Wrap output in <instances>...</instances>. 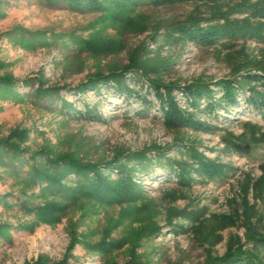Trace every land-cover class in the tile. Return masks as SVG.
Here are the masks:
<instances>
[{
    "label": "rangeland",
    "instance_id": "1",
    "mask_svg": "<svg viewBox=\"0 0 264 264\" xmlns=\"http://www.w3.org/2000/svg\"><path fill=\"white\" fill-rule=\"evenodd\" d=\"M192 18L202 26L227 18L256 27L264 25V0L130 1L104 12L0 0V81L12 79L0 85V264H205L235 248L253 250L264 264V249L250 240L254 232L264 234V105L250 101V85L239 91L238 104L217 102L221 81L237 85L247 73L262 75L256 65L264 61V30L213 46L173 35V24ZM77 41L88 46L78 48ZM132 61L145 71H125L124 82L150 104L120 92L113 79L97 90L76 91L91 75ZM152 80L176 85L179 107L208 130L168 129ZM192 83L213 91L198 108L185 92ZM251 86L262 90L257 81ZM41 88L58 91L50 104L37 95ZM210 102L214 109L206 108ZM88 109L94 112L87 115ZM225 139L243 146L236 150ZM143 150L145 159L127 160ZM195 154L224 166L225 175L200 176ZM47 157L83 163L117 158L142 194L120 205L44 193L31 163ZM168 163L177 172L191 165V173L181 182L161 167ZM117 177L113 169L111 179Z\"/></svg>",
    "mask_w": 264,
    "mask_h": 264
},
{
    "label": "trees",
    "instance_id": "2",
    "mask_svg": "<svg viewBox=\"0 0 264 264\" xmlns=\"http://www.w3.org/2000/svg\"><path fill=\"white\" fill-rule=\"evenodd\" d=\"M144 2L154 6H165L176 3H216L220 0H47L50 5L67 4L70 8L75 10H93L104 12L110 7H121L126 5L127 2ZM248 20V19H247ZM173 35L176 33L178 38L186 39L190 42L213 46L218 44L224 38H234L238 36L244 37L247 34H261L264 30V25L253 26H240L234 21H230L225 18L223 23L208 21V24L202 26L200 19H187L186 21L176 22L172 26ZM76 46L78 48H84L87 42L84 44L80 42ZM256 69L262 72V75L247 73L244 76L243 82H236L234 79L223 80L219 84L223 91L222 95L217 99V102L223 103L225 106H234L238 104L239 91L245 88V86L252 90L250 101L255 107H261L264 105V61H258ZM145 69L132 61L129 65L119 71H110L107 74L97 73L91 75L86 84L79 86L76 91L85 92L87 89H98V84H108L109 80L113 79L116 82L117 89L120 92H125L127 96H132L133 93L142 98L143 106L150 104V100L145 96H141L135 93L133 89L128 87L124 82V72L128 70ZM3 81V82H2ZM0 81L1 84L9 85L12 83V79L6 78ZM257 81L262 85V90H256L251 86V82ZM151 86L155 89V95L160 100L161 110L163 112L164 124L168 129H184L191 128L194 130H208V125L202 123L192 113L184 111L177 104L173 90L176 87L174 84H164L158 80H152ZM165 90V93L162 92ZM186 94L189 96V100L193 107L198 108L199 100L202 96L212 98L213 91L208 86L201 87L199 83L187 84L185 89ZM58 94L56 89H39L37 95L42 98L48 99V104L53 101L49 96L51 94ZM52 100V101H51ZM68 105V104H67ZM65 104V106H67ZM206 108L209 110L214 109L212 102L208 103ZM148 110V109H146ZM146 110L137 111V114H143ZM94 110L88 109L86 114H92ZM226 142L236 150H240L243 145L235 143L232 140L225 139ZM7 146L12 151L19 153L15 144L7 142ZM248 147L249 145H244ZM147 150L138 152L128 156L127 160L130 161L133 158L145 159ZM161 157L163 155L161 154ZM117 159V158H116ZM98 163H83L75 161L68 157H56L45 158L40 163L33 161L31 163V170L36 177V185L40 187L44 193H49L56 197L69 202H77L80 199H90L100 203L113 204L118 203L120 205L130 203L132 200L142 194L141 187L133 179L131 172L122 164H117V160ZM33 159H31L32 161ZM194 160L197 164L196 171L202 177L206 178H222L225 175V167L211 162L203 156L194 155ZM159 159V163H160ZM28 163H30L28 161ZM166 171L176 173L181 182L191 173L192 166H182L180 172H177L173 164H161ZM113 169H117L118 177L116 180L111 179ZM73 174L74 179L69 180V176ZM158 229H152L151 234L157 232ZM257 247L264 249V234L258 235L256 232L250 235ZM34 264H46L43 261L36 262ZM52 264H70L66 260L58 261ZM126 264H143L139 261L132 259ZM205 264H262L259 260L257 253L253 250L232 249L227 254L219 258L218 260L209 261Z\"/></svg>",
    "mask_w": 264,
    "mask_h": 264
}]
</instances>
